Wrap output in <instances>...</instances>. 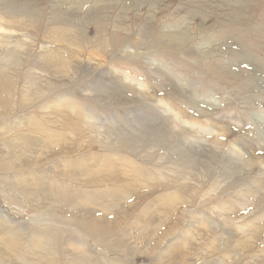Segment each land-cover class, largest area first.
<instances>
[{
  "label": "rangeland",
  "instance_id": "obj_1",
  "mask_svg": "<svg viewBox=\"0 0 264 264\" xmlns=\"http://www.w3.org/2000/svg\"><path fill=\"white\" fill-rule=\"evenodd\" d=\"M0 70V264H264V0H0Z\"/></svg>",
  "mask_w": 264,
  "mask_h": 264
},
{
  "label": "bare ground",
  "instance_id": "obj_2",
  "mask_svg": "<svg viewBox=\"0 0 264 264\" xmlns=\"http://www.w3.org/2000/svg\"><path fill=\"white\" fill-rule=\"evenodd\" d=\"M60 1V0H59ZM64 1V0H63ZM153 1V0H152ZM105 2V1H104ZM61 3H62V0H61ZM152 3V2H151ZM72 5V3H71ZM151 5V4H150ZM70 7V6H69ZM72 8V7H71ZM90 10V9H89ZM89 10L87 11L89 14H93L91 16H94L95 17V20L97 19H101V16H103L104 14V11H105V7L103 8H100V7H96V8H91V12H89ZM72 11V9H71ZM71 11H64L63 13V16L60 17L58 20H57V24L59 25H65V22L67 20H69L72 16V12ZM27 12V11H26ZM86 12V14H87ZM24 16H27L26 14H24ZM67 24V23H66ZM116 27V26H115ZM57 31L59 32V34L62 36V40H65L66 42L70 43L71 45L74 43V40L72 38V36L70 34H67V36L65 37V34L64 32H62V28H57ZM57 34V33H56ZM55 38L57 40H61L60 39V36L57 34L55 36ZM65 41H63L61 44H63ZM12 44H8L9 48L11 47ZM60 46H58V48L54 51L51 52V54H53L52 56L48 57L47 58V63L44 64L43 67H46V65H48V69H51V70H54L55 67L53 64H55L56 62L58 63L59 62H63L64 60L63 59H57V58H54V53L56 52V55H62V52H61V49H59ZM46 48V47H45ZM61 48V47H60ZM11 51V50H10ZM64 51V50H63ZM69 62H68V65H71V63L74 61L71 59V57H69L67 59ZM66 60V61H67ZM50 65H49V64ZM8 67H11V66H7V70H8ZM58 70V69H57ZM41 79V75L38 76L36 73H29V80H40ZM141 88H145L143 85H139ZM10 88V75L7 73V71H4V70H0V98L1 96H5L6 97V94L7 93V90ZM137 92V91H136ZM159 101V104H160V99H157V102ZM171 111V110H169ZM163 120L165 121H171L175 123L174 127H179L180 125L182 127H186V128H189L190 131H191V134L189 135H186L184 136V141L187 142L188 144L189 143H193V141L195 139H202L203 136L206 135V132H204L203 130L201 129H198V128H195V127H192L191 125L189 124H186L182 118L180 116H178L176 113H172L171 112V116H167V117H163L162 118ZM210 132V131H208ZM213 137H215L216 139H218L217 137H219V139L221 140V135H219L217 133V131H215V133L212 135ZM214 139L215 143H218L217 140ZM195 143V142H194ZM199 143V142H198ZM190 145V144H189ZM231 145L235 148V156L237 157L236 159L241 162L243 160H245V162H252V159H250V155L249 154H246L241 148L235 146L233 143H231ZM189 147V146H188ZM189 151L190 153L194 152V150H191L190 148H186V151L184 153V156H187L189 158V153L187 152ZM75 151H70V152H63L64 154H71ZM249 169V168H248ZM250 197L254 198V196L252 195H249ZM169 196H166L165 197V200L168 199ZM251 201L250 203H247V205L249 207H252V205L256 204L254 203L253 199L252 200H249ZM248 201V202H249ZM246 203L244 201L240 202L239 203V206L241 207L240 210H243L245 209L247 206L245 205ZM226 206H220V207H216V211L222 216V217H226V216H229V215H232L234 212H231V209L228 208V204H225ZM49 210L45 211V213H47ZM263 211V210H262ZM236 214V213H235ZM257 214H261V213H258V211H254L253 212V215H257ZM241 218V217H239ZM238 218V219H239ZM261 218H264V213L261 215ZM264 222V220L262 221ZM261 222V223H262ZM259 223L258 224V219H252V220H248L247 222H243L239 227L238 229L239 230H243L244 232L249 231L251 235H256L257 232H259V225L261 224ZM247 241V239L243 242L245 243ZM262 257L260 254L257 255V256H254L252 258V260L254 262H256V264H263L262 261H261V258Z\"/></svg>",
  "mask_w": 264,
  "mask_h": 264
}]
</instances>
